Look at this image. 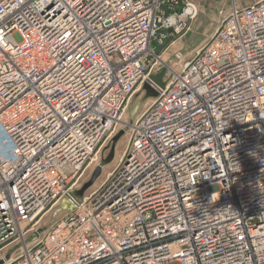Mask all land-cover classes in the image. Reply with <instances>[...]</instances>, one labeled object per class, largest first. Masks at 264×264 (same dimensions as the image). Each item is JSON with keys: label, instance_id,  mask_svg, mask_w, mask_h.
I'll return each mask as SVG.
<instances>
[{"label": "built area", "instance_id": "2783aa9c", "mask_svg": "<svg viewBox=\"0 0 264 264\" xmlns=\"http://www.w3.org/2000/svg\"><path fill=\"white\" fill-rule=\"evenodd\" d=\"M198 13L189 0H0L3 264H264V0L233 2L124 121ZM120 126L117 166L27 242Z\"/></svg>", "mask_w": 264, "mask_h": 264}, {"label": "rangeland", "instance_id": "374dc122", "mask_svg": "<svg viewBox=\"0 0 264 264\" xmlns=\"http://www.w3.org/2000/svg\"><path fill=\"white\" fill-rule=\"evenodd\" d=\"M197 5L199 13L195 20L190 25V29L182 34L183 36L172 37L173 43L169 45L164 52L161 54V59L158 63L153 67L151 74L156 75L157 73L163 70V74L161 76V86L165 84V82L169 78V71L167 66L171 65L174 61V57L176 53H182L185 58H191L193 52L199 48L202 44L205 43L207 38L212 34L216 25L219 23L222 16L229 12V9L233 2H238L241 6L244 5L245 2L252 0H189ZM223 9L224 14L219 15L218 10ZM188 45V47H187ZM148 77V78H149ZM143 86V84H142ZM141 86V89L137 91L129 104L126 113L124 115V121L126 123H131L136 117L147 108L155 97H145V90ZM131 109L133 112H131ZM125 126V124H124ZM125 128V132L121 134L115 144L113 145V152L111 157L107 160V156L110 153L112 146V138L121 130ZM128 144V134L126 133V127H119V129L115 132V134L109 139V141L104 145L101 152L98 154V160L94 162L85 172L84 176L80 179L77 187L73 190L75 193L82 190L80 194H75V198L77 200L81 199L83 196L89 194L94 189H96L101 182L105 179L107 173L111 172L118 164V159L121 153L127 148ZM102 163L100 172L98 175L92 179L93 172L98 164ZM61 203L58 204L48 214L43 221V230L48 228L51 223L56 221L63 214L69 212L68 209H62ZM41 227V228H42ZM2 253L0 252V255ZM10 254V253H9Z\"/></svg>", "mask_w": 264, "mask_h": 264}, {"label": "water", "instance_id": "95a60500", "mask_svg": "<svg viewBox=\"0 0 264 264\" xmlns=\"http://www.w3.org/2000/svg\"><path fill=\"white\" fill-rule=\"evenodd\" d=\"M251 1L245 2L243 6H246L250 3ZM237 5L239 4L238 2H236ZM231 8V7H230ZM230 10V9H229ZM219 15H223L224 14V10L223 9H219L218 11ZM167 38H163L162 42L159 43L157 42V40H154L151 42L150 46L153 48L154 50V54H158L159 51L162 49V47L167 43ZM188 47V45H187ZM182 55V53L180 52L177 56L174 57V60H176L178 58V56ZM151 58V56L147 57V60H149ZM163 74V70L159 73H157L156 75H152L149 78H147L144 83H143V89L145 90V97H156L159 94V90L163 87V85L161 86V76ZM131 112H133V110L131 109ZM125 132V128L121 129L113 138H112V146H111V150L109 155L107 156V160L111 157L112 152H113V145L115 144L117 138L123 134ZM103 166L102 163L98 164L97 167L95 168L94 172H93V176L92 179H94L98 173L101 170V167ZM82 192V190H80L79 192L75 193L74 191H72L68 196L64 197L62 199V203H61V208L62 209H68L69 211H72L75 208V200H77L75 198V194H80ZM43 230V228H40L39 230H37V232H34L27 240V242H30L32 240H34L38 233H40ZM9 253L8 252L3 259H0V264H3L5 260L8 259L9 257Z\"/></svg>", "mask_w": 264, "mask_h": 264}]
</instances>
